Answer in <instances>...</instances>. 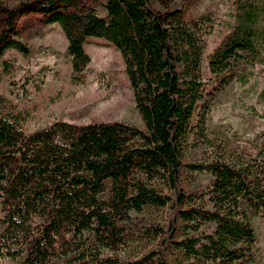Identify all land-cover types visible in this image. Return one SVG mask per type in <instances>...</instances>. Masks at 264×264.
I'll return each instance as SVG.
<instances>
[{"label":"trees","instance_id":"1","mask_svg":"<svg viewBox=\"0 0 264 264\" xmlns=\"http://www.w3.org/2000/svg\"><path fill=\"white\" fill-rule=\"evenodd\" d=\"M162 2L164 12L151 0H104L102 11L80 0L0 2L4 71L15 69L13 59H3L7 50L29 52L16 39L22 16L60 26L77 85L87 82V39L103 38L121 52L145 124L57 121L28 133L16 105L0 95V259L169 264L171 247L180 264H258L256 237L241 205L264 217V147L249 160L229 153L210 136L206 119L220 92L249 82L254 72L243 65L264 64V0H231L228 30L207 56L201 28ZM187 149H201V159L185 165ZM184 166L210 175L208 185L187 193L180 183ZM167 207L176 216L168 233L140 216ZM163 234L139 259L122 258L134 244Z\"/></svg>","mask_w":264,"mask_h":264},{"label":"rangeland","instance_id":"2","mask_svg":"<svg viewBox=\"0 0 264 264\" xmlns=\"http://www.w3.org/2000/svg\"><path fill=\"white\" fill-rule=\"evenodd\" d=\"M19 1L22 0H0L7 6H14ZM102 1L80 0L83 4L95 6L99 11H102ZM162 1L151 0L152 6L164 12ZM167 1L171 8L183 11L188 23L201 28L207 56L228 30L227 12L231 0ZM3 26V16L0 14V33ZM16 39L22 41L29 52L22 54L10 49L4 53L3 59L14 60L15 69L9 75L0 64V95L4 96L6 103L16 105L17 111L25 118L24 129L28 133L57 121L81 124L122 121L145 128L125 72L123 57L115 45L99 37L87 39L86 49L91 57L85 72L87 82L77 85L71 80L68 41L59 25L44 24L40 16L35 14L22 16L17 21ZM243 67L254 72L249 82L246 85L233 82L220 92L213 100L206 125L210 136L220 141L227 152L240 154L249 160L264 147V64ZM203 69L206 76V60ZM201 157V149H187L183 163L187 165ZM210 178L208 174L191 173L184 166L180 183L187 193H192L204 189ZM107 185L110 189V180ZM159 188L165 194H171L168 188L162 185ZM241 209L248 212L256 237V261L264 264V217L254 215L245 203H242ZM140 216L163 227L167 233L176 217L169 207L162 210L147 209ZM166 237L167 234H163L157 241L136 243L122 252L121 256L125 261L139 259L156 249ZM181 237L182 233L178 231L176 239ZM166 256L169 264H180L178 253L171 247ZM0 264H17V261L0 259Z\"/></svg>","mask_w":264,"mask_h":264}]
</instances>
